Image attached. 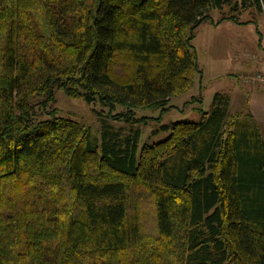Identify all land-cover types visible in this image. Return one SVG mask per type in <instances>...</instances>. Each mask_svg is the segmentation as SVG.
Segmentation results:
<instances>
[{
	"label": "trees",
	"instance_id": "16d2710c",
	"mask_svg": "<svg viewBox=\"0 0 264 264\" xmlns=\"http://www.w3.org/2000/svg\"><path fill=\"white\" fill-rule=\"evenodd\" d=\"M224 5L219 21L264 13V0H0V264H264L249 112L215 92L202 119L160 123L168 135L138 150L141 125L201 74L193 31ZM56 90L99 106L98 135L50 108Z\"/></svg>",
	"mask_w": 264,
	"mask_h": 264
},
{
	"label": "rangeland",
	"instance_id": "374dc122",
	"mask_svg": "<svg viewBox=\"0 0 264 264\" xmlns=\"http://www.w3.org/2000/svg\"><path fill=\"white\" fill-rule=\"evenodd\" d=\"M228 15L227 5L221 9H213L209 13V19L194 29L191 44L201 74L196 76L188 91L170 99L168 105L172 106L162 112L159 123L149 119L146 125H141L138 150L143 143L157 142L168 135L169 131L151 132L158 128L160 123L202 119L200 110L206 111L210 108L215 92L229 95L231 113L249 112L264 138V72L254 70L251 74L241 77L238 63L242 56L237 53L241 47L240 42L250 51L251 49L258 51L259 38L264 44V13L249 8L238 15V20L242 23L228 18L219 21L221 17ZM246 21L248 23L244 24ZM244 58L254 63L258 62L255 54L247 53ZM49 105L58 115L75 119L88 126L94 134H99L98 116L93 112V107L99 109L98 105L87 104L82 98H70L62 90L55 91L54 101ZM39 115L45 117L43 113ZM143 115L154 118L159 115V110H137L136 116Z\"/></svg>",
	"mask_w": 264,
	"mask_h": 264
},
{
	"label": "crops",
	"instance_id": "0c3cea01",
	"mask_svg": "<svg viewBox=\"0 0 264 264\" xmlns=\"http://www.w3.org/2000/svg\"><path fill=\"white\" fill-rule=\"evenodd\" d=\"M258 47L257 50L251 49V51L245 46L243 47L242 42L241 47L237 50V53L241 54L242 58H240L239 63H238V70L240 71L239 73L241 74V77L243 75H249L252 73L254 70H259L264 72V44L261 43V39L259 38L258 40ZM248 46V44H247ZM247 53L255 54L258 57V62L254 63V61H249L247 58H244V55ZM239 54V55H240ZM258 68H257V66ZM237 66V65H236Z\"/></svg>",
	"mask_w": 264,
	"mask_h": 264
}]
</instances>
